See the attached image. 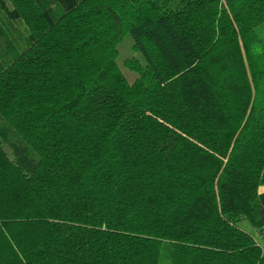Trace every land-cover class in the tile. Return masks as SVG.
Masks as SVG:
<instances>
[{
  "label": "trees",
  "instance_id": "trees-1",
  "mask_svg": "<svg viewBox=\"0 0 264 264\" xmlns=\"http://www.w3.org/2000/svg\"><path fill=\"white\" fill-rule=\"evenodd\" d=\"M28 1L39 29L0 0V264H264L238 225L260 226L264 0Z\"/></svg>",
  "mask_w": 264,
  "mask_h": 264
},
{
  "label": "rangeland",
  "instance_id": "rangeland-1",
  "mask_svg": "<svg viewBox=\"0 0 264 264\" xmlns=\"http://www.w3.org/2000/svg\"><path fill=\"white\" fill-rule=\"evenodd\" d=\"M14 4L21 9L23 12V17L25 19L26 23H29L33 26V28L39 29L41 27L40 20L37 18L35 12L32 9V5L28 0H13ZM38 27V28H37ZM118 49V56H117V61L121 65V69L124 73V75L127 77L129 80H133L137 73L133 70L127 69L126 67L123 66L122 60L124 58H130V59H135L138 60L140 63H144L143 57L140 54V52L136 51L133 49L132 44H131V38L128 35H125L119 44L117 45ZM241 229H243L246 232H251L253 230L251 224L245 220L242 219L238 223Z\"/></svg>",
  "mask_w": 264,
  "mask_h": 264
},
{
  "label": "crops",
  "instance_id": "crops-1",
  "mask_svg": "<svg viewBox=\"0 0 264 264\" xmlns=\"http://www.w3.org/2000/svg\"><path fill=\"white\" fill-rule=\"evenodd\" d=\"M259 199H260V226L258 228H253L250 232L255 240L264 248V186L259 188Z\"/></svg>",
  "mask_w": 264,
  "mask_h": 264
}]
</instances>
